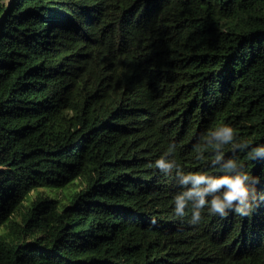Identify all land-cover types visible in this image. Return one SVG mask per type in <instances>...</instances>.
I'll use <instances>...</instances> for the list:
<instances>
[{
    "label": "trees",
    "instance_id": "obj_1",
    "mask_svg": "<svg viewBox=\"0 0 264 264\" xmlns=\"http://www.w3.org/2000/svg\"><path fill=\"white\" fill-rule=\"evenodd\" d=\"M257 149L264 0H0V264H264ZM229 161L244 212L177 217L182 175Z\"/></svg>",
    "mask_w": 264,
    "mask_h": 264
},
{
    "label": "clouds",
    "instance_id": "obj_2",
    "mask_svg": "<svg viewBox=\"0 0 264 264\" xmlns=\"http://www.w3.org/2000/svg\"><path fill=\"white\" fill-rule=\"evenodd\" d=\"M219 143L215 147L219 148L224 144H229L233 139V128L225 126L219 131L213 133ZM264 151V149H257L256 152ZM173 163L167 161L163 156L155 161V167L160 169L163 173L168 174L172 168ZM234 161H229L225 165V174L216 176L210 175L208 172H189L182 175L180 183L183 185L192 184L191 188L175 195L174 212L177 217L186 216V205L192 202L190 212L192 219L190 224L196 225L202 219V213L207 207L210 215L220 214L222 217L227 216L226 209L236 205L238 213H243L248 206L250 196V189L247 184L249 176L247 173L237 172L235 175L231 174L235 169ZM223 190V191H221ZM211 196V200L207 197Z\"/></svg>",
    "mask_w": 264,
    "mask_h": 264
},
{
    "label": "rangeland",
    "instance_id": "obj_3",
    "mask_svg": "<svg viewBox=\"0 0 264 264\" xmlns=\"http://www.w3.org/2000/svg\"><path fill=\"white\" fill-rule=\"evenodd\" d=\"M83 185L79 179L74 180L73 182L69 183L67 186L63 187H50V186H42L37 187L33 191L29 193L27 196V202H29L35 195L37 194H46L54 198H58L61 200L60 207H63L66 203H68L69 198L71 195L79 190Z\"/></svg>",
    "mask_w": 264,
    "mask_h": 264
}]
</instances>
